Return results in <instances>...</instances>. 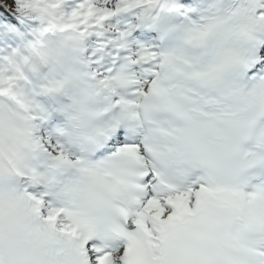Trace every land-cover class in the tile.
Here are the masks:
<instances>
[{"label":"snow or ice","instance_id":"obj_1","mask_svg":"<svg viewBox=\"0 0 264 264\" xmlns=\"http://www.w3.org/2000/svg\"><path fill=\"white\" fill-rule=\"evenodd\" d=\"M0 0V264H264V0Z\"/></svg>","mask_w":264,"mask_h":264}]
</instances>
